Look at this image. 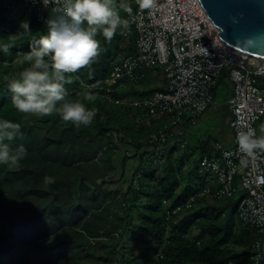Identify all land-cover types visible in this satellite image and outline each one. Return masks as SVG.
<instances>
[{"label": "trees", "instance_id": "16d2710c", "mask_svg": "<svg viewBox=\"0 0 264 264\" xmlns=\"http://www.w3.org/2000/svg\"><path fill=\"white\" fill-rule=\"evenodd\" d=\"M113 3L127 20L119 8L125 0ZM51 16L49 10L40 20L23 0H0V120L21 125L16 138L5 142L27 150L19 168L0 165V264H254L251 248L260 235L239 218L236 198L217 197L213 190L201 194L211 185L206 175L192 182L191 167L205 154H220L213 141L192 143L184 128L186 152L172 143L160 162L147 151V158L137 154L168 120L132 100L165 87L137 88L150 84L149 70L137 83L114 84L111 91L88 85L105 79L116 59L134 53L135 32L127 50L120 29L110 42L98 33L97 60L70 74L66 99L96 110L90 126L77 128L56 112L41 118L17 111L4 77L18 78L30 67L23 56L47 34ZM25 21L31 32H23ZM4 44L11 45L7 54ZM225 79L228 72L213 88L214 100ZM86 92L95 100L86 101ZM117 156L123 166L127 158L139 159L127 190L112 185L118 181L113 178ZM186 163L190 169L184 173ZM45 176L55 183L45 185Z\"/></svg>", "mask_w": 264, "mask_h": 264}, {"label": "built area", "instance_id": "2783aa9c", "mask_svg": "<svg viewBox=\"0 0 264 264\" xmlns=\"http://www.w3.org/2000/svg\"><path fill=\"white\" fill-rule=\"evenodd\" d=\"M40 20L51 6L42 0H23ZM127 13L129 28L124 32V44L130 42V29L135 30V51L116 59L105 79L88 84L93 89L111 91L114 84L127 86L145 77V71L161 67L167 76L165 89L156 90L143 100L150 113L165 118L168 123L144 142L138 155L147 151L155 162L163 160L168 146L177 143L186 152L183 125L207 111L215 102L213 88L224 72L233 85L229 99L232 114L230 126L234 143L230 147L217 142L220 154H205L200 160L201 174H213L217 187L210 184L201 192L213 190L217 197H235L239 218L260 235L252 244L254 264L262 262L264 236V153L257 152L248 163L239 151L238 131L252 129L258 138L257 122L264 115V58L250 55L224 41L217 26L200 0H157L151 15L140 12L135 0ZM120 101V100H118ZM117 101V102H118ZM147 154L143 158H147ZM244 190L238 192L236 182ZM136 185L137 180L133 181Z\"/></svg>", "mask_w": 264, "mask_h": 264}, {"label": "clouds", "instance_id": "9594fccd", "mask_svg": "<svg viewBox=\"0 0 264 264\" xmlns=\"http://www.w3.org/2000/svg\"><path fill=\"white\" fill-rule=\"evenodd\" d=\"M42 3L46 8L51 6L52 16L46 21L47 34L31 45L30 51L23 56L30 67L20 72L18 78L4 77L12 93V104L20 113L42 118L56 112L63 121L77 128L88 127L94 121L96 110L89 109L83 102L66 99L65 85L73 82L70 74L90 68L99 57L98 33L110 42L117 29L123 35L129 23L120 17L113 0H42ZM135 3L140 12L147 11L151 15L157 0H135ZM119 8L132 14V7L126 3H121ZM21 28L23 32H31L26 21L22 22ZM10 47V44H4L3 52L7 54ZM84 99L92 102L95 96L86 92ZM260 131L264 133V126ZM20 132L19 123L0 120V165H6L10 170L19 168L27 155L23 145L13 150L5 142L14 140ZM236 141L246 158L241 161L244 164L248 163L247 158L255 160L257 152L264 153V135L257 138L252 129L238 131ZM53 183V177H44L45 185Z\"/></svg>", "mask_w": 264, "mask_h": 264}, {"label": "rangeland", "instance_id": "374dc122", "mask_svg": "<svg viewBox=\"0 0 264 264\" xmlns=\"http://www.w3.org/2000/svg\"><path fill=\"white\" fill-rule=\"evenodd\" d=\"M134 0H125L126 4H130L132 3ZM126 13V12H125ZM127 16V13H126ZM132 32H135V30L131 27V31H130V35ZM125 49L127 50V48L130 47V44H124ZM124 52H122L123 54ZM149 74H150V84L143 86V85H139L137 86L138 89H144V90H149L152 88H160L163 89L167 83V76L166 73L164 72V70L161 67L158 68H153L149 70ZM217 92H225V85L221 84L217 87ZM227 96V95H226ZM225 97H223L221 94L216 95V99L215 102L207 111H205L202 115H200L199 119H198V124L197 127L195 128V134L198 135L199 141L202 138H209L210 141L216 142L219 141L223 144H227V137L225 136V134H228L230 132H232V128L229 125V120L232 117V114H230L226 108H225ZM220 104V108H217L216 106ZM195 126L192 125V127ZM261 126H264V115L260 118V120L257 122V127H258V131L259 133H261L260 129ZM264 134V133H261ZM190 142H195V140H191ZM116 164H117V168L115 170V174L113 176V178L118 179V181L116 183H113L112 185L114 186H120L122 189L127 190V188L129 187V182L131 180V177L134 173V171L137 169V167L139 166V159L130 157L126 159L125 162V166H123L121 164V158L120 157H116ZM153 164V163H152ZM154 167L158 168L159 165L158 163H154ZM176 169H180V165L177 164L176 165ZM189 164L186 163L184 165V173L188 172L189 170ZM201 164L198 163L195 165H193L191 167L192 171V182H200V174H201ZM208 177L209 180H211V182H214V175L213 174H204ZM127 177V182L123 183V178ZM213 185V183H212ZM236 185L238 186V192H241L244 190L242 189L241 185H240V181L236 182ZM232 210V207L230 208ZM132 238V237H130ZM129 243H131L129 246H132L134 241L133 239H129ZM35 256L34 253L31 254V259H33V257Z\"/></svg>", "mask_w": 264, "mask_h": 264}, {"label": "water", "instance_id": "95a60500", "mask_svg": "<svg viewBox=\"0 0 264 264\" xmlns=\"http://www.w3.org/2000/svg\"><path fill=\"white\" fill-rule=\"evenodd\" d=\"M229 45L264 58V0H200ZM264 243V236H263ZM264 261V244L262 247Z\"/></svg>", "mask_w": 264, "mask_h": 264}, {"label": "crops", "instance_id": "0c3cea01", "mask_svg": "<svg viewBox=\"0 0 264 264\" xmlns=\"http://www.w3.org/2000/svg\"><path fill=\"white\" fill-rule=\"evenodd\" d=\"M225 80H226V82H225V88H226L225 92L226 93L224 91H222L221 94L225 93L227 95L224 98V100H225V108L231 114L228 102H229V99L232 97V95L234 93V90H233V85H232V82L230 81V79H225ZM222 96H224V95H222ZM214 103H216V102H214ZM216 107L220 108V104L217 105ZM199 117H200V115L196 118L195 121L189 120L183 125V129L184 128L186 129V137H188L189 140H195V142H200L199 138H198V135L195 134V128L197 127ZM194 123H195V126L192 127V125H194ZM229 125H230V120H229ZM225 136L227 137V144H223V143H221L219 141H216V142H212V145H215L217 142H219V143L223 144L226 147L232 146L233 143H234L233 132L225 134ZM212 183H213V185H212ZM214 183H216L215 180H214V182H211V187L212 188H215Z\"/></svg>", "mask_w": 264, "mask_h": 264}]
</instances>
